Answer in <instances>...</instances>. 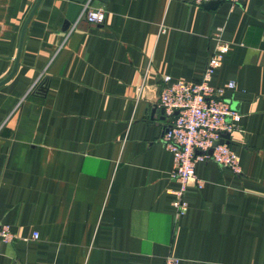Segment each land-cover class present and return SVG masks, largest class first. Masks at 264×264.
<instances>
[{
    "label": "crops",
    "instance_id": "obj_1",
    "mask_svg": "<svg viewBox=\"0 0 264 264\" xmlns=\"http://www.w3.org/2000/svg\"><path fill=\"white\" fill-rule=\"evenodd\" d=\"M37 1L0 0V264H264V0H91L105 23L69 29L70 0H41L5 82ZM219 28L241 174L197 162L179 217L159 96L201 80Z\"/></svg>",
    "mask_w": 264,
    "mask_h": 264
},
{
    "label": "built area",
    "instance_id": "obj_2",
    "mask_svg": "<svg viewBox=\"0 0 264 264\" xmlns=\"http://www.w3.org/2000/svg\"><path fill=\"white\" fill-rule=\"evenodd\" d=\"M197 6L210 2H228L237 4L239 0H187ZM87 2L81 15L89 24H104L106 12L102 7L92 8ZM80 15V16H81ZM78 20V19H77ZM223 28L214 34L215 48L209 56L206 69L198 82H176L171 84V78H164V86L159 96V106L164 109L168 124L164 130L163 142L173 154L175 169L172 179L177 182L178 189L174 191V207L180 217L188 210L186 194L194 186L202 190L204 184L196 176L197 162L213 161L216 164L231 169L235 174H241L239 159L233 153L224 135H231L241 120L240 113L223 99L224 90L235 89L231 82L225 88H214L210 82L214 74L224 65V58L230 46L223 40ZM35 232L33 239H38ZM13 234L9 226L0 227V241L11 242ZM164 264H179V259L169 256Z\"/></svg>",
    "mask_w": 264,
    "mask_h": 264
},
{
    "label": "water",
    "instance_id": "obj_3",
    "mask_svg": "<svg viewBox=\"0 0 264 264\" xmlns=\"http://www.w3.org/2000/svg\"><path fill=\"white\" fill-rule=\"evenodd\" d=\"M88 1L89 0H70V5H69V8H68V12H67V16H66V22H65V28L66 29H69V27L77 21L79 15L84 10L85 5L87 4ZM100 1L103 2V3H106L108 0H100ZM40 2H41V0L37 1L33 11L31 12V14H30L25 26H24L22 39H21V43H20V49H19L18 56L16 58L14 70H13L12 74L7 78V80H5V82L8 81L13 76V74L15 73V70H16V68L18 66L19 56H20V53H21L22 45H23V39H24V35H25V30H26L27 25L30 22L32 16L34 15L35 11L37 10ZM219 3L220 2H218V1L217 2H210V3L204 4L203 6L206 7V8H215ZM5 82H3V83H5ZM40 92L41 93H45L46 92V88L45 87H41ZM160 112L164 116V119H165V111H164V109H161ZM223 139L224 140H222L220 143H224L225 139L227 140V143H228V141L230 139V135H228V134L224 135Z\"/></svg>",
    "mask_w": 264,
    "mask_h": 264
}]
</instances>
